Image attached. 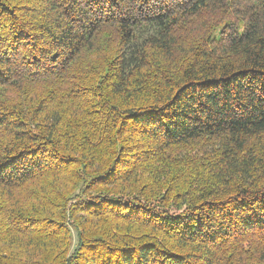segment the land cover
I'll return each mask as SVG.
<instances>
[{
    "label": "trees",
    "instance_id": "1",
    "mask_svg": "<svg viewBox=\"0 0 264 264\" xmlns=\"http://www.w3.org/2000/svg\"><path fill=\"white\" fill-rule=\"evenodd\" d=\"M0 264H264V0H0Z\"/></svg>",
    "mask_w": 264,
    "mask_h": 264
},
{
    "label": "rangeland",
    "instance_id": "2",
    "mask_svg": "<svg viewBox=\"0 0 264 264\" xmlns=\"http://www.w3.org/2000/svg\"><path fill=\"white\" fill-rule=\"evenodd\" d=\"M72 233H73V230H72ZM74 234V233H73Z\"/></svg>",
    "mask_w": 264,
    "mask_h": 264
}]
</instances>
